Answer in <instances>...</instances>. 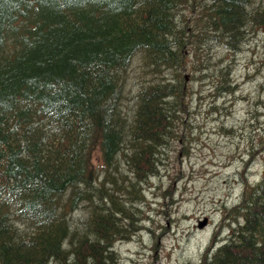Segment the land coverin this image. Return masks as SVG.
Listing matches in <instances>:
<instances>
[{"label": "trees", "instance_id": "16d2710c", "mask_svg": "<svg viewBox=\"0 0 264 264\" xmlns=\"http://www.w3.org/2000/svg\"><path fill=\"white\" fill-rule=\"evenodd\" d=\"M256 30L264 0H0V264L114 263L204 78L184 72ZM223 217L201 264H264V166Z\"/></svg>", "mask_w": 264, "mask_h": 264}, {"label": "rangeland", "instance_id": "374dc122", "mask_svg": "<svg viewBox=\"0 0 264 264\" xmlns=\"http://www.w3.org/2000/svg\"><path fill=\"white\" fill-rule=\"evenodd\" d=\"M240 48L211 47L184 72L194 65L204 78L186 80L184 130L169 140L143 186L141 216L133 233L115 241L112 264H201L227 239L224 210L238 203L243 184L260 181L264 166V34L256 30ZM213 66L230 77L231 94L213 97L205 77ZM205 218L208 225L198 228Z\"/></svg>", "mask_w": 264, "mask_h": 264}, {"label": "water", "instance_id": "95a60500", "mask_svg": "<svg viewBox=\"0 0 264 264\" xmlns=\"http://www.w3.org/2000/svg\"><path fill=\"white\" fill-rule=\"evenodd\" d=\"M207 224V219H204L202 222L198 223V228H203Z\"/></svg>", "mask_w": 264, "mask_h": 264}]
</instances>
